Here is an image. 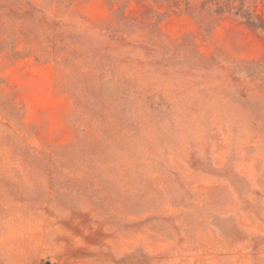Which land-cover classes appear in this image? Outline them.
Instances as JSON below:
<instances>
[{"label":"rangeland","instance_id":"obj_1","mask_svg":"<svg viewBox=\"0 0 264 264\" xmlns=\"http://www.w3.org/2000/svg\"><path fill=\"white\" fill-rule=\"evenodd\" d=\"M0 264H264V0H0Z\"/></svg>","mask_w":264,"mask_h":264}]
</instances>
